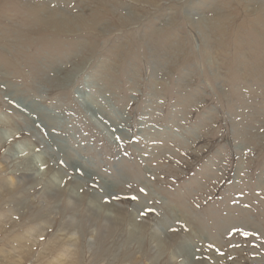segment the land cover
<instances>
[{
  "label": "rangeland",
  "instance_id": "rangeland-1",
  "mask_svg": "<svg viewBox=\"0 0 264 264\" xmlns=\"http://www.w3.org/2000/svg\"><path fill=\"white\" fill-rule=\"evenodd\" d=\"M5 209L0 264H264V0H0Z\"/></svg>",
  "mask_w": 264,
  "mask_h": 264
},
{
  "label": "bare ground",
  "instance_id": "bare-ground-1",
  "mask_svg": "<svg viewBox=\"0 0 264 264\" xmlns=\"http://www.w3.org/2000/svg\"><path fill=\"white\" fill-rule=\"evenodd\" d=\"M76 18V17H75ZM61 19V18H60ZM81 100H83L84 101V104L86 105V108H87V110L89 111V113L96 119V120H99L100 119V117L98 116V114H97V108L91 103V102H89L87 99H85V97L84 98H82ZM14 101H16L15 102V106H16V108H19V106H20V103H19V100H14ZM28 110V109H27ZM101 123V122H100ZM105 129H107V130H109V128L105 125V127H104ZM110 133V132H109ZM33 163V161L31 160L30 161V163L29 164H32ZM34 168H35V165H31V167H30V169L31 170H34ZM36 169V168H35ZM36 172H37V169H36ZM57 174V173H56ZM61 174H63V173H61ZM64 175V174H63ZM62 175V176H63ZM58 179V178H57ZM14 209L12 210L13 212H15V211H17V209H18V207L17 206H12ZM15 210V211H14ZM6 211H8V210H2V212L0 213V216H3L4 215V213L6 212ZM10 218H9V220L11 219V218H13V217H11V216H9ZM1 218V217H0ZM1 220V219H0ZM30 221H31V219H30ZM30 221H28V222H30ZM33 230L34 229H32V228H28V229H26V231L25 232H23V233H21V234H19V246H18V244L16 243V241L14 240V244H13V249H14V251H18L19 250V252H17V253H19V255H25L24 253H26L27 251H26V249H27V243H28V240H29V238H30V236L32 235V232H33ZM4 242V241H3ZM48 246V244H46V247ZM45 247V248H46ZM45 250V249H44ZM44 250L43 251H41L40 253H38V255H37V257H39V256H41L42 254H43V252H44ZM187 253H189L190 254V258H191V260H193L195 257V254L193 253V252H191V251H187ZM66 257V255H64V254H60V256H58V258H56L55 259V261L53 260L52 262H51V264H63L62 262H63V260H64V258ZM19 262H20V260H19ZM208 264V263H207Z\"/></svg>",
  "mask_w": 264,
  "mask_h": 264
}]
</instances>
